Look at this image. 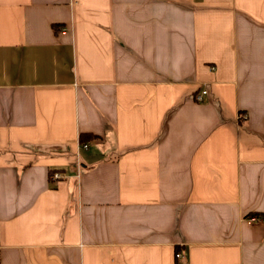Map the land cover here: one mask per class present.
Returning a JSON list of instances; mask_svg holds the SVG:
<instances>
[{
    "label": "crops",
    "instance_id": "1",
    "mask_svg": "<svg viewBox=\"0 0 264 264\" xmlns=\"http://www.w3.org/2000/svg\"><path fill=\"white\" fill-rule=\"evenodd\" d=\"M0 264H264V0H0Z\"/></svg>",
    "mask_w": 264,
    "mask_h": 264
},
{
    "label": "trees",
    "instance_id": "2",
    "mask_svg": "<svg viewBox=\"0 0 264 264\" xmlns=\"http://www.w3.org/2000/svg\"><path fill=\"white\" fill-rule=\"evenodd\" d=\"M94 138H95L94 135L91 136L89 134H79V141L81 144L87 142L88 140H92Z\"/></svg>",
    "mask_w": 264,
    "mask_h": 264
},
{
    "label": "built area",
    "instance_id": "3",
    "mask_svg": "<svg viewBox=\"0 0 264 264\" xmlns=\"http://www.w3.org/2000/svg\"><path fill=\"white\" fill-rule=\"evenodd\" d=\"M202 94L205 95V94H206V91H203ZM196 99L199 100V99H200V96H197ZM83 147L86 148V145H84ZM58 177H59L58 174H54V175H53V178H54V179H55V178H58ZM179 257H180V254H179V253H176V254H175V258H179Z\"/></svg>",
    "mask_w": 264,
    "mask_h": 264
}]
</instances>
